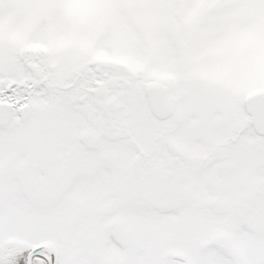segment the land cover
<instances>
[{"label":"snow or ice","instance_id":"6c2138e0","mask_svg":"<svg viewBox=\"0 0 264 264\" xmlns=\"http://www.w3.org/2000/svg\"><path fill=\"white\" fill-rule=\"evenodd\" d=\"M0 264H264V0H0Z\"/></svg>","mask_w":264,"mask_h":264}]
</instances>
